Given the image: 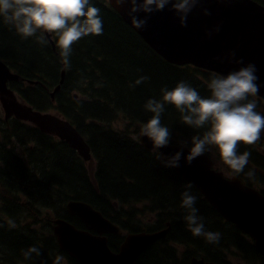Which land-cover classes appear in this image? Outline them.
I'll return each mask as SVG.
<instances>
[{"label":"trees","instance_id":"trees-1","mask_svg":"<svg viewBox=\"0 0 264 264\" xmlns=\"http://www.w3.org/2000/svg\"><path fill=\"white\" fill-rule=\"evenodd\" d=\"M90 4L100 10L103 33L90 34L72 45L71 68L66 70L64 80L66 83L61 90L67 95L66 90L79 77L90 76L102 79L99 99L90 106L88 103H83L88 106L81 110L80 114L100 117L108 111V107H111L106 103L112 99L111 103L115 104L113 106L130 109L125 110L128 116L133 117L129 112L132 111L147 122L153 114L145 109V103L152 98L161 99L162 88L171 90L181 81L196 89L202 97L210 95L208 88L200 81V78L206 77L203 70L191 65L181 66L166 61L149 49L117 14L107 10L105 2H103L105 7L93 0H90ZM54 37L56 44L55 34ZM49 48L47 44L39 45L28 37H22L11 24L0 17V58L20 77L46 85L56 80L59 65L55 55L54 58L50 57ZM57 50L59 54L58 47ZM141 76H147L149 79L141 84H135ZM21 86L19 82L15 83L19 96L35 107L31 88L23 89ZM45 99H48L46 93L36 105L39 109L46 108ZM72 102L75 105L80 103L73 100ZM57 106L63 108V103L57 101ZM161 122L169 124L171 129L175 125L184 124L181 114L171 104L165 105ZM0 123L6 121L0 117ZM11 123L17 131L18 121ZM120 136L121 134L111 131L106 134L97 131L95 136L91 137L94 139L92 146L99 155L97 185L85 175L75 158L71 159L65 144L50 142L56 140L53 137L36 134V143L27 148L29 163L23 157L17 156L12 148L9 150L0 148V245H2L0 264H56L55 254L44 255L33 239L17 236L16 226L11 227L9 222L4 221V216L11 209L8 208V203L11 201L7 194L15 193L17 189H22L38 203H49L56 195L70 194L92 201L98 209H108L110 195L116 198L134 199L146 195L147 192H153L170 209L179 206L183 213L181 217H185L184 212L187 210L181 207V193L186 190L185 186L189 183L172 168L166 167L161 160L150 158L147 151L138 146H131L134 143L127 134H125V142L120 140ZM30 139L31 135H26L19 141L24 144ZM190 191L197 197L195 207L198 209V215L203 218L205 229L211 232L215 229L220 233L217 243L226 241V237L222 234L225 231L229 238L233 237L252 249L236 232L230 231L234 225L223 221L219 213L194 186ZM39 205L34 203V210ZM178 218L175 217L169 231L172 235L177 232L179 236H186L189 230L179 225ZM224 223L227 226H224ZM22 229L26 228L21 227L20 232ZM194 239L198 246L204 248L200 239L197 237ZM31 247L38 248L40 254L33 253L30 258H25L24 252ZM225 250L229 255L239 257L234 249L225 248ZM193 254L216 263L224 262V258L218 255L198 254L195 251ZM59 257L63 260H60L59 264H76L64 252H61ZM261 258L260 264H264V257ZM138 264L182 263L177 261L173 250L170 249L156 254L148 252Z\"/></svg>","mask_w":264,"mask_h":264},{"label":"clouds","instance_id":"clouds-1","mask_svg":"<svg viewBox=\"0 0 264 264\" xmlns=\"http://www.w3.org/2000/svg\"><path fill=\"white\" fill-rule=\"evenodd\" d=\"M204 0H117L121 7L127 5V14L132 25L142 29L150 14L163 11L171 5L169 11L177 14L181 27L186 26L188 15ZM205 16L211 15L207 8L201 9ZM100 10L90 4V0H0V17L11 24L22 37L36 36L41 44H47L44 33L55 34L56 44L62 63L66 70L71 68L70 56L72 45L79 39L90 34L102 35L103 21ZM144 13V18H138L136 14ZM217 25L206 35L210 38L214 32H219ZM235 56V53H230ZM220 59V58H218ZM242 64V60H236ZM254 64H247L238 70L230 71L227 75L213 73L207 83L210 95L202 97L198 91L187 83L181 81L169 90L161 89V99H149L144 107L152 113L150 120L140 127V136L147 137L152 145L153 152L157 153L166 167L178 168L180 160L190 164L197 157L202 156L209 146H215L222 161L229 166L234 173L244 171L249 161V152L238 154L239 143L255 144L260 139L264 130V116L256 109L255 97L259 91L256 83ZM147 76H141L135 84H141L148 80ZM171 104L181 114V120L185 125L193 128H205L203 135H194L191 138V147L184 155L183 149L187 143L182 144L181 151L165 156L159 151L170 144L171 133L168 127L162 125L161 115L165 111V105ZM252 175L251 172L248 173ZM191 183L185 186L181 193V207L187 210L184 220L187 228L196 237H204L209 243H217L220 239L219 232H211L205 229L203 218L198 215L195 207L197 197L191 193ZM11 227H15L9 221ZM35 253L39 255V249L31 247L24 252L25 258H30ZM62 257L56 258V264Z\"/></svg>","mask_w":264,"mask_h":264},{"label":"water","instance_id":"water-1","mask_svg":"<svg viewBox=\"0 0 264 264\" xmlns=\"http://www.w3.org/2000/svg\"><path fill=\"white\" fill-rule=\"evenodd\" d=\"M111 5L125 24L137 30L167 60L179 64L192 63L216 71L230 70L251 63L255 65L256 74L262 83L261 91L264 92V11L262 8L255 6L247 0H231L230 3L221 0H204L202 4L194 8L188 15L186 26L181 27L177 14L169 11L171 5H168L163 11L150 14L146 25L142 29H137L132 25L127 14V5L121 7L117 4V0H111ZM203 8H207L211 15H203L201 11ZM136 15L138 18H144L145 14L138 13ZM217 25H219L220 31L214 32L209 38L206 33ZM233 52L235 53L234 57L229 55ZM236 60H242L243 63L237 64L235 62ZM221 73H226V71H222ZM63 78L64 73L62 72L60 82H62ZM14 79H16V76L12 75L0 63V103L5 113L14 115L20 119L29 120L37 124L43 131L57 134L60 138L65 139L70 146L84 150L85 146L83 141L66 122L49 114H41L33 110L30 106L17 102L15 95L6 88V82ZM56 90H58V86ZM143 142L145 147L149 149L150 145L145 139H143ZM163 151L168 152L169 150L164 149ZM86 152L87 150H84L81 153L86 156ZM186 167L182 169L178 168L179 170H177L179 172L181 171L180 173L187 180L195 183L216 206H218L219 202L224 201L227 196H230L231 192H237L238 190L236 184L223 180L220 175L213 174L209 170V164L193 162ZM85 210L83 207L82 212L81 210L76 211L84 215ZM257 219L258 217L255 216L251 221ZM70 236L68 242L71 244L78 242L75 249H79V251L68 250V252L81 264L87 263L89 256L93 255L96 257L101 251L106 249L105 243L98 242L97 238L90 236L87 232L77 231ZM125 246H129L128 241H125Z\"/></svg>","mask_w":264,"mask_h":264},{"label":"rangeland","instance_id":"rangeland-1","mask_svg":"<svg viewBox=\"0 0 264 264\" xmlns=\"http://www.w3.org/2000/svg\"><path fill=\"white\" fill-rule=\"evenodd\" d=\"M93 1H95V0H93ZM49 50H50V52L53 51L54 54L56 55V52L54 51L53 47H52V51H51V48H49ZM22 82H24L23 85L29 84V82L26 81V80H22ZM202 83H203L204 86L207 87V82L206 81H204ZM35 93H38V90H35ZM111 100L112 99H109L108 102L106 103L108 106L115 105L114 103H111ZM249 100H253L251 96L249 97ZM124 108H126V107H124ZM126 109H128V108H126ZM128 110H130V109H128ZM255 111H257L259 114H261L262 116H264V101H262L260 103H257L256 102V109H255ZM113 121H115L118 124H120L121 126H124L125 127V118L122 115H118V116L114 117L113 118ZM134 124L136 125V122ZM205 130H206L205 128L198 129V131H201L202 133ZM246 145L249 146L252 149L264 151V140H262L261 138L255 144H251V145L246 144ZM257 163H258L257 166H253V165L247 164L246 167H245V169H244V172L247 175H248L249 172H251L252 175L250 177L253 178V181H255L257 183V185H263L264 186V162L258 161ZM256 179H258L259 182ZM173 210H175V211H174L173 218L170 220V223L173 222V220L175 219V217H179L178 218L179 219V225L182 228H185V229L189 230L187 228L186 221L184 220L183 217H181L183 215V213L181 212L180 207L179 206H176V208L173 209ZM184 213L187 215V212H184ZM134 218H135V215H131L128 218H125V220L117 221L113 225H105L102 228V230L109 231L111 233V236L109 237V239L111 241H114L115 239H122L125 236V234H127L128 232L129 233L136 234L138 231L133 227V221H134L133 219ZM213 232H217V230L213 229ZM232 232H236V231H232ZM226 233L227 232H222L223 236L226 237L225 238L226 241H223L221 244L220 243H209L204 237H197V238L201 240V243L204 246V248L203 247H201V248L203 250H205L209 254L214 253V252H217V251H220L221 252V250L218 248L219 246H226L228 244H232V245H234L235 247H237L239 249V252L240 253H244V254H246L249 257V259H250L249 264H260L261 263V261H262L261 256L262 257H264V256L256 249V247H255V245L253 243H249L247 241H244L248 245H250L251 248L254 251L252 249H250L248 246L243 245L240 241H238L236 239H233V237H230L229 238V236ZM177 234L178 233H176L175 236H174V238H176V239H183V240H185L186 238L187 239H192L193 237H196V236H194L190 232V230H189V233L186 236H179ZM224 242H226V244ZM1 246L2 245H0V248H1ZM155 247L156 248H159V246L157 244L155 245ZM191 248L192 247L187 246V249H191ZM41 250H42V253L45 252L44 249H41ZM242 264H246V263L243 262Z\"/></svg>","mask_w":264,"mask_h":264},{"label":"flooded vegetation","instance_id":"flooded-vegetation-1","mask_svg":"<svg viewBox=\"0 0 264 264\" xmlns=\"http://www.w3.org/2000/svg\"><path fill=\"white\" fill-rule=\"evenodd\" d=\"M6 121H17L13 118H7ZM18 124H19V128L18 130L15 132L14 131V127L12 125V123H7L6 126L8 128V130L11 128V133L12 134H18L21 138L23 136H26V135H31V139L27 142H32V143H36V134H41L42 136H48L47 133H44V132H41L40 129L38 128H34L32 125H30L29 123H26V122H21V121H18ZM77 127L80 129V127L77 125ZM80 132L84 135L83 131L80 129Z\"/></svg>","mask_w":264,"mask_h":264},{"label":"bare ground","instance_id":"bare-ground-1","mask_svg":"<svg viewBox=\"0 0 264 264\" xmlns=\"http://www.w3.org/2000/svg\"><path fill=\"white\" fill-rule=\"evenodd\" d=\"M255 245L258 249L264 250V238H263V231L258 229L255 232Z\"/></svg>","mask_w":264,"mask_h":264}]
</instances>
